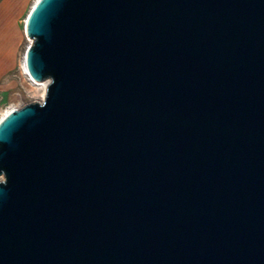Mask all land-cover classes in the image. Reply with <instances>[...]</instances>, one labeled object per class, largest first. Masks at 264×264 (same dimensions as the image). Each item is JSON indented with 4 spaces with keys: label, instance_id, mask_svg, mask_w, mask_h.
<instances>
[{
    "label": "water",
    "instance_id": "1",
    "mask_svg": "<svg viewBox=\"0 0 264 264\" xmlns=\"http://www.w3.org/2000/svg\"><path fill=\"white\" fill-rule=\"evenodd\" d=\"M26 34L0 264H264V0H40Z\"/></svg>",
    "mask_w": 264,
    "mask_h": 264
},
{
    "label": "rangeland",
    "instance_id": "2",
    "mask_svg": "<svg viewBox=\"0 0 264 264\" xmlns=\"http://www.w3.org/2000/svg\"><path fill=\"white\" fill-rule=\"evenodd\" d=\"M33 1L0 0V114L9 106L20 108L37 100L19 68L29 42L23 22Z\"/></svg>",
    "mask_w": 264,
    "mask_h": 264
},
{
    "label": "bare ground",
    "instance_id": "3",
    "mask_svg": "<svg viewBox=\"0 0 264 264\" xmlns=\"http://www.w3.org/2000/svg\"><path fill=\"white\" fill-rule=\"evenodd\" d=\"M39 1L40 0H34L33 3L30 5L31 7H30L28 13L26 14L24 22H23L25 24V31H26V25L28 22V17L30 15L31 11L35 8V6L38 4ZM32 42H33V40L29 37V42L27 43V46H26V48L22 54L19 68H20L21 74L25 77V79L28 81V83L34 87V90H33L34 93H37V95H38L36 97L37 100H35L34 102H40L41 103L44 99L49 80H45V81L35 80L31 77V75L28 71L25 56H26V51ZM2 74H3V72H2ZM18 108L19 107L14 105V106H9L5 110H3L2 113L0 114V122L3 121L7 116H9L13 111L17 110Z\"/></svg>",
    "mask_w": 264,
    "mask_h": 264
}]
</instances>
